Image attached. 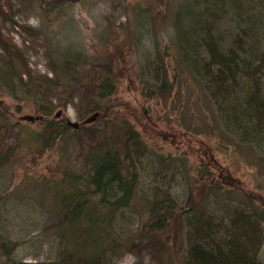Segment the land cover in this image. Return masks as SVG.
Wrapping results in <instances>:
<instances>
[{"label":"rangeland","instance_id":"374dc122","mask_svg":"<svg viewBox=\"0 0 264 264\" xmlns=\"http://www.w3.org/2000/svg\"><path fill=\"white\" fill-rule=\"evenodd\" d=\"M179 1L0 0V160L10 149L7 162L0 164V264H60L66 242L54 228L61 215L56 184L68 171L90 174V152L108 133L121 130L124 120L141 137L134 146L139 185L133 203L114 224L124 248L109 255L107 263L185 264L189 226L197 219L187 214L184 228L176 220L167 234L144 231L156 188L171 193L180 208L189 199L202 202L197 207L202 222L227 224L237 213L249 214L259 226L257 253L264 263V217L254 211L264 212V138L247 135L244 140L223 111L226 106L182 63L171 40L170 50L165 41L161 50L176 91L167 100L148 91L157 75L147 70L156 58L152 20L160 25L167 8L173 10ZM55 3L56 9L49 10ZM144 7H150L151 18ZM225 8L214 28L225 46L244 41L254 27L260 33L255 50L263 69L262 98L264 4L236 0ZM64 28L81 37L73 55L59 41ZM199 52L206 58L205 48ZM89 54L105 56L117 82L105 112L88 123L98 112L89 110L88 87L79 83L93 68ZM41 106L51 109L49 116ZM26 115L44 118L22 120ZM48 119L79 128H69L53 144L49 132L43 134Z\"/></svg>","mask_w":264,"mask_h":264},{"label":"trees","instance_id":"16d2710c","mask_svg":"<svg viewBox=\"0 0 264 264\" xmlns=\"http://www.w3.org/2000/svg\"><path fill=\"white\" fill-rule=\"evenodd\" d=\"M260 1L264 4V0ZM229 3L234 5L236 0H180L173 10L167 8L160 25L157 26L152 20L151 35L156 58L148 64L147 70L157 75H152L148 91L151 97L164 100L176 91V84L170 80L168 65L161 50L163 41L165 49L170 50L171 40L176 50L183 55L182 63L205 79L211 93L226 106L223 111L241 128L244 140L250 139L247 135L264 138V97H259L263 69L258 64L256 54L260 33L254 27L246 31L244 41L236 39L231 45L225 46L214 28ZM50 6L49 10L53 11L57 5ZM42 8H45V4ZM149 8L144 7V10L151 18ZM70 31L64 28L59 41L65 53L73 55L74 47L79 44L81 37L77 33L72 35ZM49 33L50 29L47 31ZM202 47L205 48L206 58L199 52ZM169 54L172 55L171 52L166 55ZM87 58L93 63V68L84 73L79 83L84 81L88 87L89 110H98L99 114H103L116 89L117 75L108 66L105 56L89 54ZM178 72H181L180 68ZM41 107L40 112L49 116L51 109ZM123 123L121 130L117 128L112 135L108 133L103 143L90 152V174L85 176L68 171L56 184L61 215L54 228L66 242V249L60 254V264H108L106 260L109 255H116L124 248V240L120 238L114 224L122 210L129 207L136 196L139 173L134 157L137 148L134 146L140 143L141 137L128 120ZM111 124L115 126L114 122ZM48 132V139L55 144L70 130L55 119H48L43 134ZM5 154L0 164L7 162L9 148ZM215 189L212 188L210 192ZM156 190L149 210L150 221L145 223L144 231L167 234L176 220L181 221L180 225L184 228L188 222L187 214L190 213L198 221L195 220L189 226L190 247L185 264H264L258 259L257 253L262 242L259 226L249 214L237 213L231 216L227 224L202 222L197 208L202 202L189 199L185 208H180L171 193H161L160 188ZM254 211L260 218L264 217V212L258 209Z\"/></svg>","mask_w":264,"mask_h":264},{"label":"water","instance_id":"95a60500","mask_svg":"<svg viewBox=\"0 0 264 264\" xmlns=\"http://www.w3.org/2000/svg\"><path fill=\"white\" fill-rule=\"evenodd\" d=\"M61 113H62V112L59 111V112L56 114V116H57V117L60 116ZM98 116H99V112H95L94 116L91 117V118H88V119L86 120V122H88V123H89V122H92V121L96 120ZM21 119H22V120H27V121L34 122V121L38 120L39 117H34V116H32V115H26V116H23ZM68 124H69V126H70L71 128H73V129H78V128H79V124H78V123H73V122H71V121H68Z\"/></svg>","mask_w":264,"mask_h":264},{"label":"flooded vegetation","instance_id":"af4514ba","mask_svg":"<svg viewBox=\"0 0 264 264\" xmlns=\"http://www.w3.org/2000/svg\"><path fill=\"white\" fill-rule=\"evenodd\" d=\"M61 115V114H60ZM68 126H69V124H68ZM69 128H71L70 126H69Z\"/></svg>","mask_w":264,"mask_h":264}]
</instances>
